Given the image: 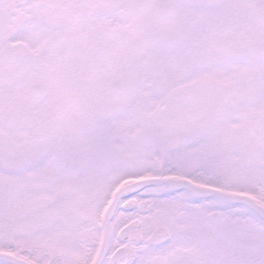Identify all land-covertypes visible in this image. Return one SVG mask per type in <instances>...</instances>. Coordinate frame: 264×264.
Here are the masks:
<instances>
[{
  "label": "snow or ice",
  "instance_id": "obj_1",
  "mask_svg": "<svg viewBox=\"0 0 264 264\" xmlns=\"http://www.w3.org/2000/svg\"><path fill=\"white\" fill-rule=\"evenodd\" d=\"M0 264H264V0H0Z\"/></svg>",
  "mask_w": 264,
  "mask_h": 264
}]
</instances>
